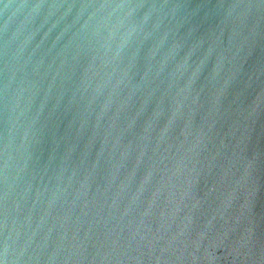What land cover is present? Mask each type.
<instances>
[{
    "label": "water",
    "instance_id": "95a60500",
    "mask_svg": "<svg viewBox=\"0 0 264 264\" xmlns=\"http://www.w3.org/2000/svg\"><path fill=\"white\" fill-rule=\"evenodd\" d=\"M0 264H264V0H0Z\"/></svg>",
    "mask_w": 264,
    "mask_h": 264
}]
</instances>
